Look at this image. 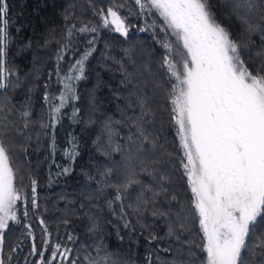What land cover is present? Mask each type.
<instances>
[{
  "label": "trees",
  "instance_id": "16d2710c",
  "mask_svg": "<svg viewBox=\"0 0 264 264\" xmlns=\"http://www.w3.org/2000/svg\"><path fill=\"white\" fill-rule=\"evenodd\" d=\"M257 2L264 3V0ZM6 3L10 40L5 68L10 73L9 79L20 85L10 89L8 97L15 106L20 102L19 107L16 106L19 112L24 110L22 105L30 101L31 123L22 133L9 134L16 145L14 166L19 168L16 185L21 201L19 223H9V229L5 230V242L0 251L4 264H26L25 258L27 264L38 262L39 256L30 255L33 243L38 250H45L46 260L56 244L62 246L61 252L67 247L72 250L70 259L76 264H89V261L173 264L188 260L189 251L196 254L193 259L202 260L204 254L196 247L200 243L198 220L190 215L192 194L180 165L182 150L167 100L172 80L161 67L165 49L158 42L161 41L160 18L155 14L142 15L134 0H6ZM113 3L125 5L120 15L126 17L129 26L127 37L108 32L97 15L99 9ZM209 3L217 20L232 37L241 39L245 25L233 11V0H209ZM259 18V12L250 15L253 22H259ZM153 20L156 26L149 29ZM85 25L97 28V32H80ZM261 26L264 27V23ZM141 28L145 31H140ZM262 35L264 33L256 30L247 36L244 59L249 67H258L264 60ZM94 36V44L89 45ZM90 47L95 50L85 63L84 78L72 81L79 98L66 103L54 127H41V124L51 123L45 92L59 97L63 88L59 79ZM60 56L63 59H59ZM136 96L149 99L152 114L146 117L150 121L147 127L157 142L155 148L146 143L145 147L152 150L142 155L157 180L143 171L137 178L158 188L157 181L163 175L166 179L162 183L168 188L167 194L156 197L147 205V210L139 212L133 211L139 186L123 193L120 201L115 200L113 188L105 187L121 179L119 173L129 145L127 136L135 132L127 118L141 111L135 103ZM16 111L9 118L22 128L23 118H15ZM109 119L117 133L114 139L124 146L123 153L111 152L107 147L104 124ZM73 152L78 153L74 158ZM105 152L110 154L105 155ZM65 168L69 171L65 172ZM108 168L114 170V178L106 179L102 175ZM33 180L36 181V208L31 203ZM172 195L177 199L171 200ZM154 206L167 215L153 216ZM169 223H184L190 230L182 231L177 227L175 233L169 235ZM29 231L33 234L31 237ZM69 236L73 238L71 241ZM152 236L156 239H151ZM249 243L254 244V240ZM260 252L259 248L255 249V255L251 251L242 252L245 264H261L264 257ZM61 261L69 264L63 257H58L53 264H61Z\"/></svg>",
  "mask_w": 264,
  "mask_h": 264
},
{
  "label": "snow or ice",
  "instance_id": "6c2138e0",
  "mask_svg": "<svg viewBox=\"0 0 264 264\" xmlns=\"http://www.w3.org/2000/svg\"><path fill=\"white\" fill-rule=\"evenodd\" d=\"M134 3L142 15L155 14L162 21L159 27L165 39L158 42L165 49V55L161 67L174 81L169 84L167 100L171 105L170 116L182 150L180 165L192 194L193 211L190 215L198 220L199 225L200 243L196 247L204 254L202 260L193 259L196 254L189 251L188 260L174 261L173 264H245L242 252L251 251L255 255L256 248L261 249L260 255L264 257V229H261L264 224V60L258 67L252 68L244 59L248 34L256 30L264 33L261 26L264 23V3L233 0V11L245 25V34L239 40L234 39L217 20L209 0H134ZM124 7L123 3H113L99 9L97 15L101 17L103 27L127 37L129 26L126 17L120 15ZM7 8L6 0H0V249L5 242L9 221L19 223L16 205L21 200L16 185L19 168L14 166L16 145L9 134L22 133L31 123L30 101L23 104L24 110L19 112L23 118L22 128L9 118L17 109L11 104L8 91L20 85L9 79L10 73L5 68L10 40ZM256 12L260 13L259 22L250 19V15ZM155 23L153 20L150 27ZM79 31L95 33L97 28L85 25ZM140 31L145 29L141 28ZM169 36L173 39H169ZM261 38L264 39V35ZM95 40L94 36L89 45H93ZM94 50V47L87 49L70 66L68 73L59 79L58 82L63 85L59 97L45 92L44 100L49 105L51 123L41 124V127H54L66 103L79 98L72 81L84 78L85 63ZM135 103L141 111L139 115L127 118L135 132L127 136L129 145L119 173L121 179L114 184H105V187L113 188L115 200L120 201L123 193L133 186H139L136 207L133 208L134 212H139L141 209L147 210V205L154 202L156 197L167 194L168 188L162 183L166 179L163 175L157 181L158 188L137 178L139 172L143 171L157 180L142 158L145 152L152 150L145 147L146 143L155 148L157 142L147 127L150 121L146 117L152 114L149 99L136 96ZM112 124L110 119L104 124V131L108 134L107 147L111 152L123 153L124 146L114 139L117 133ZM20 149L24 151L23 145ZM108 154L105 152V155ZM71 155L74 158L78 153ZM64 171L68 172L69 169L65 168ZM102 175L106 179L114 178V170L108 168ZM32 193L31 203L36 208L35 180L32 181ZM148 193L150 197L146 195ZM176 199L175 195L171 196V200ZM108 203L111 206L112 201ZM128 207L132 208V205ZM24 215L27 216V211ZM152 215L166 216L167 213L154 206ZM40 223L43 224V220ZM125 226H128L127 222ZM177 227L182 231L190 230L184 223H169L168 234L173 235ZM32 235L29 231L28 236ZM68 239L71 241L73 238L69 236ZM151 239L156 237L152 236ZM176 239L180 237L177 235ZM250 240H254V244L250 245ZM44 243L47 244V240ZM61 247L56 244L46 260L45 250H38L33 243L30 255L39 256V261L33 264H53L58 257L68 260L69 264H76L75 260L70 259L72 250L65 247L61 252ZM25 261L27 264V258ZM0 264H4L3 259H0ZM89 264L99 262L89 261ZM261 264H264V259Z\"/></svg>",
  "mask_w": 264,
  "mask_h": 264
},
{
  "label": "rangeland",
  "instance_id": "374dc122",
  "mask_svg": "<svg viewBox=\"0 0 264 264\" xmlns=\"http://www.w3.org/2000/svg\"><path fill=\"white\" fill-rule=\"evenodd\" d=\"M153 24V22L152 21H150V25H152ZM150 25H149V29H153V27H150ZM155 26H156V23H155ZM157 26H158V24H157ZM104 28H106V27H104ZM107 29V31L109 32V31H113V30H111L110 28H106ZM158 33L161 35L160 36V39L161 40H164L165 39V34L164 33H162L161 31H160V29L158 30ZM158 37V36H157ZM169 39H173L172 37H168ZM29 74H31V73H29ZM26 77V76H25ZM174 81L172 80V83H173ZM143 85H144V87H146L145 86V83L143 82ZM19 105H20V102H18L17 103V107H19ZM22 105V104H21ZM16 114L18 115V116H16L15 118H19V111H16ZM20 201L21 200H19V201H17V205H16V211H17V218H18V209H19V206H20ZM12 222H15V221H9V223H12ZM0 251H1V249H0ZM0 255H1V252H0ZM0 259H1V256H0ZM60 264V263H59Z\"/></svg>",
  "mask_w": 264,
  "mask_h": 264
}]
</instances>
